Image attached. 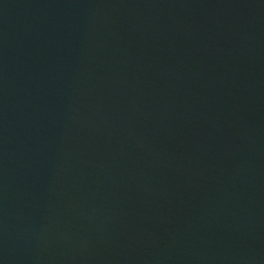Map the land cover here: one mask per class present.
I'll return each instance as SVG.
<instances>
[{
  "label": "water",
  "instance_id": "1",
  "mask_svg": "<svg viewBox=\"0 0 264 264\" xmlns=\"http://www.w3.org/2000/svg\"><path fill=\"white\" fill-rule=\"evenodd\" d=\"M0 264H264V0H0Z\"/></svg>",
  "mask_w": 264,
  "mask_h": 264
}]
</instances>
